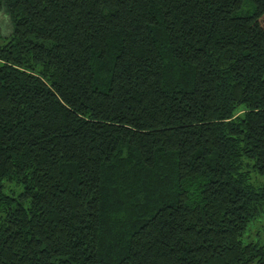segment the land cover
Returning <instances> with one entry per match:
<instances>
[{
  "label": "trees",
  "instance_id": "16d2710c",
  "mask_svg": "<svg viewBox=\"0 0 264 264\" xmlns=\"http://www.w3.org/2000/svg\"><path fill=\"white\" fill-rule=\"evenodd\" d=\"M2 12L0 264H264V0Z\"/></svg>",
  "mask_w": 264,
  "mask_h": 264
},
{
  "label": "rangeland",
  "instance_id": "374dc122",
  "mask_svg": "<svg viewBox=\"0 0 264 264\" xmlns=\"http://www.w3.org/2000/svg\"><path fill=\"white\" fill-rule=\"evenodd\" d=\"M0 25H2V29L0 30V44L3 42V37H4V26L7 29L8 27V21H7V16L2 12L0 13ZM247 232L251 235L249 236L248 240H253V241H259L260 243L264 242V224H261L259 226L253 225V223H249L247 226V230L245 232V235H247ZM243 239H245L243 237Z\"/></svg>",
  "mask_w": 264,
  "mask_h": 264
}]
</instances>
